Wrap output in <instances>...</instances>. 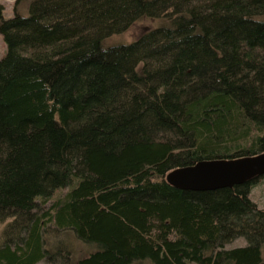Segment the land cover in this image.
<instances>
[{
    "label": "trees",
    "instance_id": "trees-1",
    "mask_svg": "<svg viewBox=\"0 0 264 264\" xmlns=\"http://www.w3.org/2000/svg\"><path fill=\"white\" fill-rule=\"evenodd\" d=\"M4 12L0 264H264L258 179L204 192L166 180L264 153V0Z\"/></svg>",
    "mask_w": 264,
    "mask_h": 264
},
{
    "label": "water",
    "instance_id": "water-1",
    "mask_svg": "<svg viewBox=\"0 0 264 264\" xmlns=\"http://www.w3.org/2000/svg\"><path fill=\"white\" fill-rule=\"evenodd\" d=\"M264 176V153L235 160L202 161L167 175L174 188L204 192L232 188Z\"/></svg>",
    "mask_w": 264,
    "mask_h": 264
},
{
    "label": "rangeland",
    "instance_id": "rangeland-1",
    "mask_svg": "<svg viewBox=\"0 0 264 264\" xmlns=\"http://www.w3.org/2000/svg\"><path fill=\"white\" fill-rule=\"evenodd\" d=\"M15 3H16V0H0V6H2L5 10L4 17L12 18L13 8L15 6ZM141 24L142 23H140V25ZM152 24L153 22H150V25ZM140 25L139 24L135 25L132 29H130L127 33H125L124 36H121L119 40L112 39L109 45L112 46L116 44L131 43L133 40H135L138 36L141 35L142 28H140ZM6 53H7V45L4 41L3 36L0 35V60L4 58ZM251 198L255 203L258 204V206L260 207L259 209L261 210L263 209L264 211V176L257 180L256 185L254 186V189L252 190ZM5 228H6V224L0 223V234ZM2 239H0V242ZM51 239H54L53 236ZM245 246H246V241L243 239H239L232 245H229L227 249L245 247ZM56 259L54 260L52 264H63L62 259H59L57 257ZM39 264H51V263H49L48 260H44Z\"/></svg>",
    "mask_w": 264,
    "mask_h": 264
}]
</instances>
